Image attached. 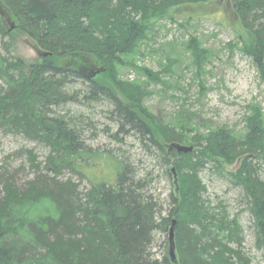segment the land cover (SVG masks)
Listing matches in <instances>:
<instances>
[{"label": "trees", "instance_id": "obj_1", "mask_svg": "<svg viewBox=\"0 0 264 264\" xmlns=\"http://www.w3.org/2000/svg\"><path fill=\"white\" fill-rule=\"evenodd\" d=\"M212 1L0 0V15L11 25L14 20V30L46 54L34 64L3 56L11 51L5 37L12 28L0 20V132H21L50 149L45 177L38 176L24 189L15 187L10 178L0 182V264H253L243 253L240 214H231L224 203L213 204L205 197L200 173L209 166L227 173L243 190L253 218L255 247L264 264L261 115L256 112L249 119L243 138L217 129L187 141L148 111L143 104L146 93L139 86L120 81L115 72L122 57L133 53L170 8ZM227 1L253 37L245 50L264 80V0ZM195 50L199 59L202 52ZM87 62L99 63L103 70L89 77L81 70ZM98 74L100 78L95 77ZM75 82L81 88L69 90ZM101 99L113 107L109 114L118 129L112 138L120 142V134L135 133L147 153L155 151L165 166L175 168L177 196H170L167 216L147 195L150 182L138 178L118 158L110 157L118 167L113 177L90 180L85 194L71 180L59 179L64 170L81 174L78 163L99 154L78 131L83 117L58 109ZM184 142L194 148L192 152L168 151V145ZM238 160L240 167L227 171ZM173 220L176 262L170 254L157 259L151 252L155 232L170 230Z\"/></svg>", "mask_w": 264, "mask_h": 264}, {"label": "rangeland", "instance_id": "obj_2", "mask_svg": "<svg viewBox=\"0 0 264 264\" xmlns=\"http://www.w3.org/2000/svg\"><path fill=\"white\" fill-rule=\"evenodd\" d=\"M0 20L7 29L12 28L9 38L5 37V42L12 44L11 51L3 56L28 64L40 62L45 51L24 33L14 30V20L13 25L6 22L5 16L0 15ZM253 41L227 0L175 6L149 29L133 53L122 57V64L115 66V72L120 81L139 86L146 93L143 104L148 111L176 128L187 141L198 133L217 129H226L233 136L243 138L254 113L261 115L264 126V80L245 50ZM195 47L202 52L199 59ZM83 62L82 59L77 63ZM85 65L81 70L89 77L103 70L99 63ZM146 70L153 77H148ZM95 77L100 78V74ZM73 88H81V84L75 82L69 90ZM112 108L109 101L101 99L58 109L61 114L83 117L78 122V131L82 132L86 145L99 154L94 160L78 163L76 170L81 174L64 170L59 179L71 180L78 192L85 194L90 189V180L113 177L118 167L110 157L118 158L136 171L138 178L150 182L147 195L159 204L162 216H167L171 209L170 196H177L172 165L165 166L155 151L147 153L135 133L120 134V142L112 138L118 129L110 118ZM49 155L46 145L21 132H0V182L3 184L10 178L15 187L26 188L38 176L48 175ZM226 174L213 166L200 173L207 188L205 197L213 204L224 203L231 214H240L243 253L253 264H262L263 255L255 247L253 218L247 210L243 190ZM260 177L264 180V173ZM151 252L157 259L169 254V230L155 232Z\"/></svg>", "mask_w": 264, "mask_h": 264}, {"label": "water", "instance_id": "obj_3", "mask_svg": "<svg viewBox=\"0 0 264 264\" xmlns=\"http://www.w3.org/2000/svg\"><path fill=\"white\" fill-rule=\"evenodd\" d=\"M41 57H45L46 54H41ZM168 151L171 152L175 150L178 154H187L193 151L192 146H187L183 144H178V143H172L167 146ZM240 167V160L237 161L236 165L234 168H227V171H236ZM173 173V178H174V184L178 188V180H177V173L175 168L172 169ZM176 225V221H172V225L169 230V254L172 259V261L176 262V254H175V244H174V228Z\"/></svg>", "mask_w": 264, "mask_h": 264}]
</instances>
